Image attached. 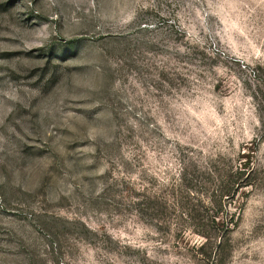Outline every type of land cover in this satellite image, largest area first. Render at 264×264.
<instances>
[{
    "label": "rangeland",
    "instance_id": "1",
    "mask_svg": "<svg viewBox=\"0 0 264 264\" xmlns=\"http://www.w3.org/2000/svg\"><path fill=\"white\" fill-rule=\"evenodd\" d=\"M0 264H264V0H0Z\"/></svg>",
    "mask_w": 264,
    "mask_h": 264
},
{
    "label": "trees",
    "instance_id": "2",
    "mask_svg": "<svg viewBox=\"0 0 264 264\" xmlns=\"http://www.w3.org/2000/svg\"><path fill=\"white\" fill-rule=\"evenodd\" d=\"M232 219H233V218L231 217V220H232ZM232 222H233V225H234V226H235L236 223H237L236 221H233V220H232Z\"/></svg>",
    "mask_w": 264,
    "mask_h": 264
}]
</instances>
